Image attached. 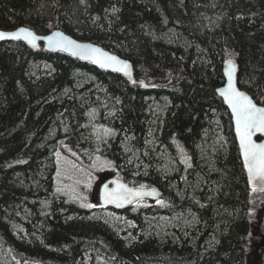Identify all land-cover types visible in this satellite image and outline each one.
<instances>
[{
	"label": "trees",
	"instance_id": "trees-1",
	"mask_svg": "<svg viewBox=\"0 0 264 264\" xmlns=\"http://www.w3.org/2000/svg\"><path fill=\"white\" fill-rule=\"evenodd\" d=\"M18 26L99 44L131 61L133 80L0 42V252L11 264H264V191L247 187L215 92L232 57L264 106V0H0V28ZM59 144L161 190L123 211L137 239L58 191ZM153 215L176 217L173 239L148 232Z\"/></svg>",
	"mask_w": 264,
	"mask_h": 264
},
{
	"label": "rangeland",
	"instance_id": "rangeland-1",
	"mask_svg": "<svg viewBox=\"0 0 264 264\" xmlns=\"http://www.w3.org/2000/svg\"><path fill=\"white\" fill-rule=\"evenodd\" d=\"M55 154L57 160L56 186L58 191L79 206L87 209L90 218L105 222L119 236L126 240V242L131 243L137 239L136 234L140 233L141 228L133 217L123 212L102 208L96 201L100 184L111 176L112 171L115 170L110 165L104 163L93 162L91 165H87L77 153L61 144L57 146ZM149 204V202L142 201L134 205V208L139 211L140 206ZM86 205H91V207ZM149 217L142 216V220L148 226L149 233L161 239L165 237H170V239L174 238V230L167 228V226H173L177 220L176 217L172 219L168 216L157 215ZM0 264H11L1 252ZM96 264L106 263L104 261H98Z\"/></svg>",
	"mask_w": 264,
	"mask_h": 264
},
{
	"label": "water",
	"instance_id": "water-1",
	"mask_svg": "<svg viewBox=\"0 0 264 264\" xmlns=\"http://www.w3.org/2000/svg\"><path fill=\"white\" fill-rule=\"evenodd\" d=\"M27 29L30 30L38 39L35 40V43H29V41L23 37L19 39H14L11 36H6L4 39H0V42H22L24 43L28 48L32 50H38L40 47H42L45 51L48 52H61L72 59L81 61V62H87L94 68L100 69L105 72H110V73H115L118 74L127 80L131 81L133 80V65L131 61H129L126 58H123L119 56L116 53L111 52L110 50L104 48L103 46L93 43L88 40H80L77 39L66 32H64L61 29H53L50 32L44 33V34H39L37 33L34 29L27 27V26H18L13 29H1L0 32H5V33H13L17 32L19 29ZM55 33H61L63 37H67L70 40L75 41L79 45H90L92 48H98L102 53L107 54V56H114L117 58L118 61L122 63H111L110 66H102V64L108 63L107 61L104 60L103 57H101V62L97 63L95 62V58L90 57V58H83L82 55H73L72 52L73 50H64L60 45L58 44H49V41L46 39V37L49 36H54ZM59 39V38H55ZM229 61H231L232 65H234V71H233V84L235 88L243 92L245 95H247L252 102L259 108H264L262 105H259L255 102V100L251 97L249 93L246 91L242 90L237 83V63L235 59H227L223 62L222 64V74L224 78V84L216 89L217 95L222 99L224 105L227 107L231 114V123H232V131L235 137V141L238 147V152H239V158L242 164V168L244 170L245 178H246V183L249 188H259L261 190H264V184L260 183L259 181L251 180L249 178V172L248 168L245 164L244 160V155H243V149L241 148L240 145V136L239 133L236 130V120L235 116L232 112L231 106L227 103L225 97L221 94L220 89L226 88L228 86V71H229ZM127 64V68L124 69L123 65ZM259 138V139H257ZM252 140L255 143H264V132L260 131H255L253 130L252 133ZM123 185L125 188L132 190V194L127 195L126 199L119 200L117 202H108L107 195L108 193H112L114 191H117L119 195L123 196L125 195L123 192V189H120L119 186ZM136 192L142 193V195H135ZM161 197V190L157 186H151V187H135L129 185L119 173H114L108 178H106L99 186L98 190V199H99V204L102 205L103 207L111 208L114 210H125L129 208L134 202L141 200V199H149L152 201L158 200Z\"/></svg>",
	"mask_w": 264,
	"mask_h": 264
},
{
	"label": "snow or ice",
	"instance_id": "snow-or-ice-1",
	"mask_svg": "<svg viewBox=\"0 0 264 264\" xmlns=\"http://www.w3.org/2000/svg\"><path fill=\"white\" fill-rule=\"evenodd\" d=\"M6 36H11L14 39L23 37L32 44L38 39L30 30L23 28L13 33L0 32V39H4ZM46 39L50 45L58 44L64 50H73V55H82L83 58L93 57L97 63H100L101 57H103L108 63L102 64V66H110L111 63H122L116 57L102 53L98 48H92L90 45H79L75 41L63 37L61 33H55L54 36L46 37ZM228 63V86L220 89V92L231 106L235 116L236 130L240 136V145L243 149L249 178L264 184V143H255L252 140L253 130L264 132V108L257 107L247 95L235 88L233 84L234 65L231 61ZM123 67L126 69L128 66L124 64ZM119 188L123 189L125 195L121 196L117 191L108 193V202H117L132 194V190L125 188L123 185H120ZM135 195H142V193L136 192ZM86 206L91 207V205Z\"/></svg>",
	"mask_w": 264,
	"mask_h": 264
}]
</instances>
